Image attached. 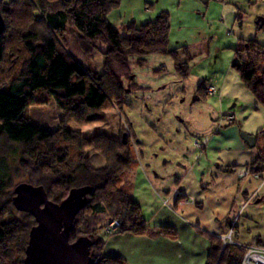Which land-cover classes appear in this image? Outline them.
Here are the masks:
<instances>
[{
	"label": "trees",
	"instance_id": "1",
	"mask_svg": "<svg viewBox=\"0 0 264 264\" xmlns=\"http://www.w3.org/2000/svg\"><path fill=\"white\" fill-rule=\"evenodd\" d=\"M120 3L121 0L0 1L4 22L0 34V264H24L28 234L36 225L30 214L13 207V189L20 177L19 184L42 187L55 204L61 203L72 189L90 188L86 205L73 222L69 243L87 238L91 242V264H124L119 258H100L104 243L99 234L108 221H119L120 233L139 235L146 230L140 212L134 208L131 183L125 179L137 163L128 134L115 142L105 135L86 139L65 127L48 131L32 126L28 115L29 108L52 101L82 126L89 123L91 114L112 107L122 111L128 88L135 84L142 90L135 83L130 65L141 67L150 56L171 58L176 74L182 80L187 78V63L180 62L177 49L168 46L169 15L162 12L152 21H132L118 30L108 18ZM69 36H74L88 63L92 64L95 56L102 59L100 73L91 69L93 64L86 68L75 61L68 49ZM230 68L264 108V45L239 40ZM203 86L201 83L196 91L200 100ZM89 149L104 159L103 168L91 167L86 154ZM12 156L18 157L15 167L8 163ZM263 163L264 153L257 154L249 165L251 175L261 176ZM7 217L12 220L5 222ZM223 226L226 232L230 223L225 221ZM232 230L234 237L236 225ZM205 236V264H240L242 252L237 246L224 244L213 235Z\"/></svg>",
	"mask_w": 264,
	"mask_h": 264
},
{
	"label": "rangeland",
	"instance_id": "2",
	"mask_svg": "<svg viewBox=\"0 0 264 264\" xmlns=\"http://www.w3.org/2000/svg\"><path fill=\"white\" fill-rule=\"evenodd\" d=\"M0 1L8 3L9 0ZM162 12L169 15V49H177L179 61L188 65L189 74L185 80L176 74L171 58L150 56L141 67L130 65L135 83L142 90L135 84L130 87L133 92L128 88L122 111L112 107L91 114L89 123L82 126L70 120L52 101L29 108L28 115L32 126L48 131L65 127L86 139L105 135L115 142L124 140L128 134L137 163L129 173L131 178L126 175L125 179L131 183L134 195L131 193V197L140 206L148 233L140 238L110 239L100 232L104 243L101 255L119 257L125 264H205L208 246L202 233L205 230L196 229L201 216L197 219L180 216L182 222L177 219V225L170 227L168 223H173L174 218L165 215L162 205L169 198L165 195L160 201L148 189V178L154 174L166 177L176 174L177 168L185 163L188 168L195 169L208 207L216 217L226 216L230 207L233 208L230 219L237 223L239 231L235 230L232 239L244 246H252L256 241L264 245V178L262 175V180L247 177L240 182L233 173L217 169L216 151H211L205 141L217 130H225L224 141H228L235 133L233 128L237 127L236 133L257 136L264 149V108L230 68L239 40H255L264 45V0H121L108 20L112 25L121 22L124 26L129 17L134 16V21L141 24ZM257 21H263L261 30ZM68 49L81 66L91 68L93 64L91 69L101 72L102 59L95 56L93 63H88L75 44L74 36L68 38ZM201 83H212L219 88L220 97L217 93L207 96L209 86L204 85L198 95L202 99L197 101L196 91ZM228 116L233 117L234 125L226 122ZM195 140L199 141V146L195 145ZM86 154L89 161L103 159L93 149ZM17 160L16 156L10 157V167H15ZM242 190L253 192L257 198L238 208ZM257 200L261 201L257 203ZM192 207L195 213L199 212L196 205ZM201 213L205 215L203 210ZM11 220L7 217L5 222ZM157 228L174 231L180 239L176 241L178 244L175 247L154 246L149 232ZM128 233L122 232L115 237ZM153 251H158V256H152ZM160 252L167 253L170 259H161ZM137 254L142 259L137 260Z\"/></svg>",
	"mask_w": 264,
	"mask_h": 264
},
{
	"label": "crops",
	"instance_id": "3",
	"mask_svg": "<svg viewBox=\"0 0 264 264\" xmlns=\"http://www.w3.org/2000/svg\"><path fill=\"white\" fill-rule=\"evenodd\" d=\"M132 7V5L130 6ZM133 10V9H131ZM155 18V17H154ZM153 18V19H154ZM152 18L147 19L146 22L148 21H152ZM134 21V16H130L129 19L127 20V22H125V24H128L130 22ZM135 22V21H134ZM118 24V28L121 27V22L117 23ZM116 24V25H117ZM138 24V23H137ZM143 24V23H141ZM116 25H113L116 28ZM117 29V28H116ZM259 29V28H258ZM205 85V84H204ZM205 86H209V87H214L217 90V96L220 97V89L217 88L216 86L212 85V83H208ZM219 89V90H218ZM199 101V99L197 100ZM234 120L231 124L229 125H234ZM233 130L235 131L234 135L232 136L233 138L228 140V141H224V136L226 134L225 130H217L216 132L214 131L213 134L210 135L209 139L206 140V144L208 145V147L211 149V151H216V161L219 162V164L216 166L217 169H221L222 172L227 173H233L235 174V170L239 167H243V166H249L255 156L259 153H264V149L260 146V144L258 143V139H256L255 141V148L250 149L249 147H247V145L245 144V142L240 138V134L236 133L239 131V129L237 127H234ZM132 132V130H131ZM133 134V132H132ZM134 135V134H133ZM249 136H252L251 134H249ZM256 137V136H253ZM221 139V141H220ZM184 166L180 165V169L177 168V173L173 174L171 176H162V174L160 175H155L152 176L150 175V177L148 178L149 181V190H151L153 192V194L158 197V199H163V197H165V195L168 196L169 200H167V202L164 200L163 202V207L164 209H166V213L165 215L169 214L170 216H172L174 218L173 223H168L170 227H174L175 223L177 222V219L181 221L182 218H185L184 215H186V217L190 216L196 219L201 216L202 220L201 222L198 221L196 222V229L197 227L203 230H205V232H202L204 235H213L215 237L218 236H224L225 234V228L223 226V224H225V221H228L229 223L233 220L230 219L231 217V212H232V207H230L229 212L226 216L219 218L215 216V213L210 209V207H208V201L206 199V195L203 193V189L201 186V181L198 179L196 173H195V169L193 168H188L185 163H183ZM90 165L92 168L94 169H101L105 166V162L103 161V159H96L94 161H91L90 159ZM231 169V171H229ZM131 174V173H130ZM152 176V179H151ZM175 177V181H172V178ZM247 177H252V175H249ZM246 178H244L243 180H239L240 182L245 181ZM129 179L131 178V175H129L128 177ZM172 182V183H171ZM171 187V190L168 189V187ZM160 188V190H159ZM131 191L133 192V189L131 187ZM131 192V193H132ZM174 192V194H172ZM242 193V194H241ZM241 195H239L242 198V201L239 203L238 208L241 207L242 205H245L246 202L250 200L249 204L255 199L257 198V196H254L253 198H251V196L254 194L253 192L250 194L249 192L246 191H241ZM132 196L133 193H132ZM239 197V198H240ZM263 200V199H261ZM132 201L134 202V208H137L138 211L140 212L141 215V211H140V206L137 202H135L133 199ZM190 201V202H188ZM260 200H257V203H259ZM235 202H233L234 205ZM196 205L199 210V212L193 211L194 209L192 206ZM235 206V205H234ZM243 207V206H242ZM241 207V208H242ZM201 210L204 211L205 215L207 216V219L205 218V215L202 216ZM158 214L160 213L157 212ZM168 215V216H169ZM167 216V217H168ZM142 217V216H141ZM238 221V220H237ZM172 225V226H171ZM177 225V223H176ZM146 226V225H145ZM236 227L238 230V225L236 223ZM239 231V230H238ZM199 232V231H198ZM148 232H146V230H144V232L142 234H134L132 232L128 233L129 235H121V236H117L116 235L120 234L117 233L115 235H112L108 238L110 239H117V238H122L126 236H131L133 238H140L143 237L147 234ZM151 233V243L154 244V246L157 245V247H167V246H172L175 247L178 243L176 242L177 239L176 238V233L174 231H170V230H166L163 231V229H155ZM238 233V232H237ZM171 235V237L174 238H169ZM206 237V236H205ZM256 243V244H255ZM253 245L257 246V243H260L259 241H256ZM262 247H264V245L260 244ZM208 246H206V252H207ZM164 252H166V250H164ZM162 253L160 252V254L162 255L161 259H170V257L168 256L167 253ZM156 253V254H155ZM153 251V253H150L152 256H158V251ZM101 259L105 260L108 258H119V257H115V256H104L101 255L100 256ZM148 258V256H147ZM120 259V258H119ZM137 260L142 259L140 255L137 254L136 256ZM160 259V260H161ZM121 260V259H120ZM123 261V260H121ZM125 264V261H123Z\"/></svg>",
	"mask_w": 264,
	"mask_h": 264
},
{
	"label": "water",
	"instance_id": "4",
	"mask_svg": "<svg viewBox=\"0 0 264 264\" xmlns=\"http://www.w3.org/2000/svg\"><path fill=\"white\" fill-rule=\"evenodd\" d=\"M257 25L260 29L263 21H257ZM3 30L0 14V34ZM240 138L250 149L255 147V137L241 133ZM89 193V187L72 189L61 203L55 204L48 200L42 187L26 183L14 187L13 207L18 212L30 214L36 223L28 234L24 264H91V242L87 238L69 243L73 222L85 207Z\"/></svg>",
	"mask_w": 264,
	"mask_h": 264
},
{
	"label": "built area",
	"instance_id": "5",
	"mask_svg": "<svg viewBox=\"0 0 264 264\" xmlns=\"http://www.w3.org/2000/svg\"><path fill=\"white\" fill-rule=\"evenodd\" d=\"M216 93H217V91L214 87H209L207 89V94H208L207 96L213 97V96H215ZM225 120L227 123H232L233 117L228 116V117H226ZM195 145L199 146L198 140H195ZM235 174H236L238 180H243L247 176L251 175L250 167L249 166L239 167L235 170ZM261 175H262V178H264V163H263V173ZM252 177L257 179V180H262L261 176H259V175H252ZM254 196H256V194H253L251 196V198H253ZM250 200L251 199H249V201L246 202V204H249ZM235 225H236L235 221H233V222L231 221L230 222V228L227 231L228 232L227 238H226V235L218 236V238L222 239L224 244L235 245L241 250L242 257L240 260V264H264V247L255 246V245L244 246V245L237 243L236 241H234L232 239V237L234 235L232 227ZM120 229H121V225H120L119 221L111 220L105 224V226L102 230V235L104 237H110V236L118 233L120 231Z\"/></svg>",
	"mask_w": 264,
	"mask_h": 264
}]
</instances>
